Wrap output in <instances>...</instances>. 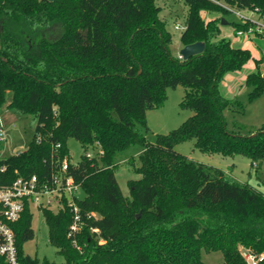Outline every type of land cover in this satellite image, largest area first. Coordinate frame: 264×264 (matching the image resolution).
<instances>
[{"label":"trees","instance_id":"1","mask_svg":"<svg viewBox=\"0 0 264 264\" xmlns=\"http://www.w3.org/2000/svg\"><path fill=\"white\" fill-rule=\"evenodd\" d=\"M184 2L181 43L205 44L203 54L188 60L172 55L156 0H0V110L35 123L28 149L6 160L9 182L50 175L67 160L68 175L84 193L77 200L83 219L77 244L66 200L63 208L42 210L61 264H205L203 250L221 252L224 264H248L240 247L264 254V195L176 151L193 141L203 154L241 155L264 167V127L248 135L239 124L230 130L224 112L235 100L220 90L226 75L242 71L253 55L230 39L217 40L229 11L209 0ZM225 2L264 12V0ZM233 25L241 36L250 23ZM260 63L246 79L252 99L264 93ZM179 86L186 90L180 106L193 115L148 142V112ZM69 138L95 157L71 163ZM132 146L140 151L127 162L140 178L128 182L127 197L117 159ZM32 209L13 225L19 264H58L24 250L35 237ZM0 264H7L2 257Z\"/></svg>","mask_w":264,"mask_h":264},{"label":"rangeland","instance_id":"2","mask_svg":"<svg viewBox=\"0 0 264 264\" xmlns=\"http://www.w3.org/2000/svg\"><path fill=\"white\" fill-rule=\"evenodd\" d=\"M156 4L161 7L159 18L164 22L166 30L172 36L171 53L180 57V52L183 49L181 35L184 29L178 30L176 27L177 25L186 27L188 6L184 0H156ZM203 17L212 19V16L206 13H203ZM226 21L227 24L221 25L222 33L217 40L230 39L235 47L247 48L253 55V59L247 63L242 71L226 75L220 86L221 93L225 98L235 100V105L224 112L228 128L234 130L235 124H239L241 135H248L250 132H256L264 127V93L260 97L252 99L250 97L252 87L246 85L248 75L257 70L256 60L261 61L260 68L264 76V38L235 35L233 24L242 22L235 14L229 13ZM185 93L186 90L182 86L169 90L166 102L148 112V142L155 143L158 135H166L177 129L193 115L192 111L182 109L180 106ZM1 115L7 134L6 156L25 152L34 138L35 123L32 116L15 114L6 106L1 109ZM67 147L71 154V163L79 162L86 154L82 144L73 138L67 140ZM139 151L138 146H132L120 154L117 159L120 166L116 177L123 195L127 197L130 195L128 182L140 178L134 173L127 161L136 157ZM176 151L190 157L197 163L220 168L231 174L237 182L248 184L264 195V167L259 169L253 167L248 157L238 155L232 158L203 154L195 148L193 141L178 145ZM83 198L84 193L80 190L78 199ZM32 213L35 237L25 243L26 254L41 261L47 259L58 264L64 263V258L59 253V249L50 241L49 227L43 211L33 208ZM240 250L243 253L246 252L243 247H240ZM201 259L205 264H224V257L221 252L207 253L203 250Z\"/></svg>","mask_w":264,"mask_h":264},{"label":"built area","instance_id":"3","mask_svg":"<svg viewBox=\"0 0 264 264\" xmlns=\"http://www.w3.org/2000/svg\"><path fill=\"white\" fill-rule=\"evenodd\" d=\"M209 1L235 14L241 21L250 23L247 32L245 34L240 32L239 35L264 37V12L260 9L239 10L227 4L225 0ZM176 28L185 30L186 27L177 25ZM6 141L7 134L0 110V142L3 145L0 152V257L4 258L7 264H19L16 232L13 225L21 219L27 206L39 210H58L64 207L66 200L73 215L69 236L77 244V236L83 227L81 210L77 204L81 187L73 177L68 175V161L64 160L62 165L50 175L18 176L9 182L6 160L11 156L19 157L23 152L6 156ZM41 142V137H38L37 143ZM86 156L91 159L95 157V152L89 151ZM244 257L248 264H259L264 260V254L255 255L247 251L244 252Z\"/></svg>","mask_w":264,"mask_h":264},{"label":"water","instance_id":"4","mask_svg":"<svg viewBox=\"0 0 264 264\" xmlns=\"http://www.w3.org/2000/svg\"><path fill=\"white\" fill-rule=\"evenodd\" d=\"M50 2H53L55 0H48ZM222 24H227V21L225 19L222 20ZM205 50V44L203 42H197L195 44L184 46L183 49L180 52V58L183 60H188L194 56L203 54ZM139 217V215H138Z\"/></svg>","mask_w":264,"mask_h":264},{"label":"crops","instance_id":"5","mask_svg":"<svg viewBox=\"0 0 264 264\" xmlns=\"http://www.w3.org/2000/svg\"><path fill=\"white\" fill-rule=\"evenodd\" d=\"M247 49V48H246Z\"/></svg>","mask_w":264,"mask_h":264}]
</instances>
